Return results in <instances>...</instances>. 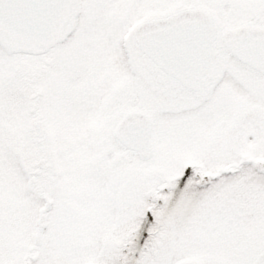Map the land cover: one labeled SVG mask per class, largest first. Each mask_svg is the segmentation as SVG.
<instances>
[{
  "label": "snow or ice",
  "instance_id": "6c2138e0",
  "mask_svg": "<svg viewBox=\"0 0 264 264\" xmlns=\"http://www.w3.org/2000/svg\"><path fill=\"white\" fill-rule=\"evenodd\" d=\"M0 264H264V0H0Z\"/></svg>",
  "mask_w": 264,
  "mask_h": 264
}]
</instances>
